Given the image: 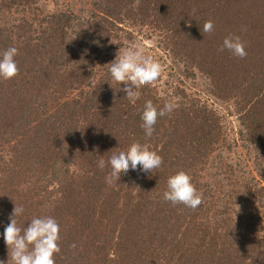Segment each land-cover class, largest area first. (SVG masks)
Segmentation results:
<instances>
[{
    "label": "trees",
    "instance_id": "obj_1",
    "mask_svg": "<svg viewBox=\"0 0 264 264\" xmlns=\"http://www.w3.org/2000/svg\"><path fill=\"white\" fill-rule=\"evenodd\" d=\"M221 3L264 19V0H0V264H256L264 160L258 177L239 160L202 211L194 177L224 156L223 116L160 90L146 60L123 70L138 20L182 77L238 98L240 146L264 156V68L218 51Z\"/></svg>",
    "mask_w": 264,
    "mask_h": 264
},
{
    "label": "rangeland",
    "instance_id": "obj_2",
    "mask_svg": "<svg viewBox=\"0 0 264 264\" xmlns=\"http://www.w3.org/2000/svg\"><path fill=\"white\" fill-rule=\"evenodd\" d=\"M232 7V9H227L222 6L221 3L217 12L218 14L215 15L213 13L215 21L214 25L208 28L209 36L216 39L217 45L219 42L221 43V48L218 49V51L222 52L223 55L230 56L232 53L234 54L236 50L237 53L241 52L242 48L243 52H246V56L244 57L247 65L253 64L264 68V19L260 20L253 18L255 20L254 22L241 20L239 19L241 15L235 13V7ZM123 26L126 27L125 25ZM127 28H129L131 32L128 34L130 37L131 49L128 51L122 50L129 54L127 56L128 59L125 60L126 62L123 65L124 72L133 74L134 70L132 66H137L134 61L143 63L146 60L145 64L152 65L155 69L152 75L157 78L156 83L159 85L160 90L163 89L166 93L170 91L178 93L179 90H185L188 95L193 94L196 98H200L201 101L204 100L215 112L223 116L222 119L224 118L223 125L227 127V131L224 133L225 144L223 149H221L224 150V152L221 151L224 156L221 157V155L217 154L218 151H215L204 169H202L201 177L198 175L194 177L198 192L204 193V200L199 204L203 205L202 211H204L205 207L219 195V190L225 191V189L221 188H225L227 184L232 182L233 175L240 174L237 169L239 160L246 163L249 161V170L252 171L251 174L258 177V173L253 166V160H264V156L259 152L260 150L257 148L253 149L250 144L249 152H246L240 146L236 133L238 130V120L234 109V102L238 99L236 96L232 97L230 100H223L219 96L218 98L212 93L203 91L198 86V83L201 81L200 79L195 81L196 83L194 84L190 83L186 78L181 76V68L176 70L175 65L171 64L169 58L165 57L166 54L164 55L163 50L158 47V37L155 31L153 34L150 33L147 28L141 26V22L138 20ZM225 64L226 63L222 61L220 65L216 66V70H214L213 73L223 71L226 68ZM175 88L177 89L175 90ZM227 147H229V149H227ZM215 160L220 161L221 164V170H217L220 180H217V184L211 185V179L214 178L212 174L216 172ZM230 166L234 167L231 168ZM203 184L209 185V187L203 186ZM214 188H216L215 191ZM262 201L261 205L263 207H258L257 210L259 211H264V199ZM218 223H220V219ZM210 230L213 232H210L209 237L215 235V231L213 229ZM218 234V239L220 236L222 239L221 231H219ZM215 245L216 243H214V246ZM216 248L218 249V247ZM216 248L214 249V253L220 250ZM219 253L220 251L217 254V260ZM233 254L238 255L236 256L238 258L242 256L238 249L235 250ZM253 256L256 258V264H260L261 261H264V252H260L258 255Z\"/></svg>",
    "mask_w": 264,
    "mask_h": 264
}]
</instances>
